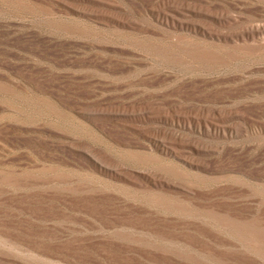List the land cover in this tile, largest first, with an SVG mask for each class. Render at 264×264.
Wrapping results in <instances>:
<instances>
[{
	"label": "rangeland",
	"instance_id": "1",
	"mask_svg": "<svg viewBox=\"0 0 264 264\" xmlns=\"http://www.w3.org/2000/svg\"><path fill=\"white\" fill-rule=\"evenodd\" d=\"M264 0H0V264H255Z\"/></svg>",
	"mask_w": 264,
	"mask_h": 264
},
{
	"label": "bare ground",
	"instance_id": "2",
	"mask_svg": "<svg viewBox=\"0 0 264 264\" xmlns=\"http://www.w3.org/2000/svg\"><path fill=\"white\" fill-rule=\"evenodd\" d=\"M255 264H264V254L259 255Z\"/></svg>",
	"mask_w": 264,
	"mask_h": 264
}]
</instances>
